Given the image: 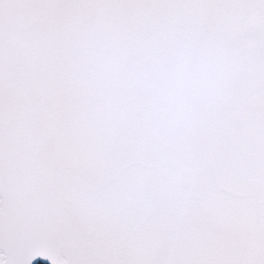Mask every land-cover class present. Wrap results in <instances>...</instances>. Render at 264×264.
<instances>
[{
  "label": "snow or ice",
  "instance_id": "obj_1",
  "mask_svg": "<svg viewBox=\"0 0 264 264\" xmlns=\"http://www.w3.org/2000/svg\"><path fill=\"white\" fill-rule=\"evenodd\" d=\"M0 264H264V0H0Z\"/></svg>",
  "mask_w": 264,
  "mask_h": 264
}]
</instances>
